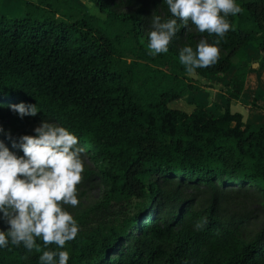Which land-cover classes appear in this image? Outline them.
Wrapping results in <instances>:
<instances>
[{
    "label": "trees",
    "instance_id": "16d2710c",
    "mask_svg": "<svg viewBox=\"0 0 264 264\" xmlns=\"http://www.w3.org/2000/svg\"><path fill=\"white\" fill-rule=\"evenodd\" d=\"M94 1L104 17L78 0L27 1L19 17L0 11V116L9 103L36 104L34 118L57 120L78 136L84 155L102 163L105 207L134 198L144 205L121 225L79 231L62 249L68 264H264V235L243 240L213 207L190 208L199 196L172 195L161 215L153 181L249 185L264 205V122L246 123L231 105L222 112L193 99L190 112L170 106L200 89L179 63L180 49L197 45L195 26L182 27L167 53L151 56L141 29L150 23L145 9L119 13L110 6L114 0ZM152 3L157 15H171L162 0ZM237 3L243 11L229 17L234 30L221 40L219 61L194 71L209 78L233 70L230 102L242 97L254 70L249 47L264 68V0ZM37 243L42 251L56 248ZM40 254L10 246L0 249V264H38Z\"/></svg>",
    "mask_w": 264,
    "mask_h": 264
},
{
    "label": "clouds",
    "instance_id": "9594fccd",
    "mask_svg": "<svg viewBox=\"0 0 264 264\" xmlns=\"http://www.w3.org/2000/svg\"><path fill=\"white\" fill-rule=\"evenodd\" d=\"M162 4L171 15H152L147 33L149 55L167 53L180 29L190 23L197 32L216 37L211 43L201 40L195 49L190 45L180 49L179 63L188 73L219 61L221 40L234 30L229 17L243 11L237 0H162ZM9 108L20 118L34 117L39 111L36 104L24 102ZM34 132L19 138L23 156L10 151L0 139V221L8 225L6 230L0 228V249L22 245L28 253H41L38 264H68L70 254L62 249L76 238L79 225L64 206L80 203L77 186L85 171L80 141L55 122L41 121ZM0 135L12 140L2 125ZM38 240L44 249L56 248L42 251Z\"/></svg>",
    "mask_w": 264,
    "mask_h": 264
},
{
    "label": "rangeland",
    "instance_id": "374dc122",
    "mask_svg": "<svg viewBox=\"0 0 264 264\" xmlns=\"http://www.w3.org/2000/svg\"><path fill=\"white\" fill-rule=\"evenodd\" d=\"M27 1L36 0H0V11L13 17H19L24 14V6ZM82 5L91 12L104 17L94 0H78ZM110 6L119 13H135L139 10L147 11V18L151 19L152 15H157L159 9L153 6L152 0H114ZM143 35L147 41V33L151 29L148 26H142ZM194 34V41L198 44L201 40H207L198 35L195 27L191 28ZM249 62L254 68L248 74L245 92L239 100L229 101L227 95V84L233 74V70L228 73H220L215 76L204 78L196 72L189 73L191 81L199 86V90L190 95L188 98L174 101L170 106L183 109L188 112L192 111L194 105L190 100H198L204 102L217 112L224 111L228 105H231L233 112H241L244 121L250 124L264 122V68H260L259 61L261 54L253 47L248 48ZM221 52V50H220ZM237 59H235L236 61ZM15 103H9L12 105ZM4 116H0V125L6 131H10L12 140L0 135V139L4 140L5 145L15 154L22 151L19 147V138L23 135H35L34 128L41 121L55 122L63 126L60 122L51 118H34L25 116L20 118L13 113L9 106L1 111ZM13 140L16 145L13 146ZM79 147L82 149L81 144ZM83 152V149H82ZM81 157L85 166L83 179L78 188V199L80 203L76 207L65 205V209L73 215L79 225V231H88L93 228H106L110 226L121 225L126 218L135 215L144 207L141 199H131L126 201H117L111 203L109 207L103 204L107 186L102 178V163L97 162L91 156L84 155ZM153 181L158 183L160 187L159 204L162 206L161 215L167 214L169 206L166 205L168 199L172 195L182 196L186 201L198 197L197 202L189 203L190 208L196 210H204L214 208L217 217L232 227H239L240 237L251 242L260 235H264V205L259 196H255L253 186L239 187L234 190L224 189L220 186L213 189L208 186L189 185L187 187H179V182H168L164 178L154 176ZM162 197V198H161ZM99 205V206H98ZM161 207V208H162ZM143 210V209H142ZM132 240V239H131ZM116 255H110L114 258Z\"/></svg>",
    "mask_w": 264,
    "mask_h": 264
},
{
    "label": "crops",
    "instance_id": "0c3cea01",
    "mask_svg": "<svg viewBox=\"0 0 264 264\" xmlns=\"http://www.w3.org/2000/svg\"><path fill=\"white\" fill-rule=\"evenodd\" d=\"M245 92V91H244Z\"/></svg>",
    "mask_w": 264,
    "mask_h": 264
}]
</instances>
